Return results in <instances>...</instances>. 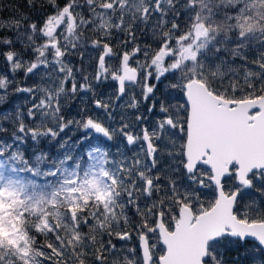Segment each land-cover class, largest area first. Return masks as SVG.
Wrapping results in <instances>:
<instances>
[{
    "label": "snow or ice",
    "instance_id": "6c2138e0",
    "mask_svg": "<svg viewBox=\"0 0 264 264\" xmlns=\"http://www.w3.org/2000/svg\"><path fill=\"white\" fill-rule=\"evenodd\" d=\"M41 9L29 22L13 5L0 19L12 33L0 34V103L27 94L0 113V264H225L224 250L246 244L245 264H264V0H43ZM21 72L39 81L10 94ZM169 77L183 103L156 96ZM109 80L115 91L103 99ZM130 88L139 91L117 121ZM82 96L90 106L68 118ZM149 100L155 121L139 112Z\"/></svg>",
    "mask_w": 264,
    "mask_h": 264
},
{
    "label": "trees",
    "instance_id": "16d2710c",
    "mask_svg": "<svg viewBox=\"0 0 264 264\" xmlns=\"http://www.w3.org/2000/svg\"><path fill=\"white\" fill-rule=\"evenodd\" d=\"M43 0H35V4H36V8L35 9H31L28 8L26 6V0H0V19H4L7 20L9 17H12L14 14L12 12V6L15 5L18 9L19 13H23L25 16L29 17V22H31L32 20H34L38 15L41 14V4H42ZM59 2L61 4H63L64 0H59ZM0 34L2 35H6V36H10L12 35V33L5 29V30H0ZM139 35V34H138ZM121 39L123 37H120ZM143 40H140V43H143ZM6 50V49H4ZM97 53L93 52L91 49H88V52L85 54L84 56V61H85V67L87 68L88 72H94V63H95V58L97 57ZM27 59V57H26ZM249 61H251L252 59H254L253 55H249L248 57ZM71 62L73 64H75L77 67L80 66V58H79V54H77L75 57L71 58ZM89 63L93 64V67H87V65ZM109 63H114L113 60H109ZM237 64H240V61L237 60ZM5 64L2 60V58H0V72H4L5 71ZM9 75V77L11 78L13 76V74L11 73H7ZM39 81V76L36 77H32V78H26L23 73H19V74H15V83L9 87L8 92L11 94L13 93V88L18 86L20 83L23 84L24 87H30L33 84L37 83ZM170 82H174L172 81L171 77H169V79H165L162 80V82L158 85V91L156 92V96L159 99H164V96L162 95V93H165L167 91H171V95L175 96L177 98L175 99H171L168 102L170 104L176 105V104H180L183 103V100L181 98H179V94L177 91L175 90H168L166 89V85H168ZM155 83V82H154ZM71 85L69 84L68 87H70ZM2 91V90H0ZM98 92H102L103 93V99H107L109 97V95L111 93H113L115 91V83L112 82L111 80L105 82L100 88L97 89ZM133 91L138 92V89H132L130 88L128 91V94L125 95L123 97V99L119 100V102L116 104L115 106V112H116V120L119 121L120 120V116L121 113L124 111L123 106L126 104V102L129 99V96L132 95ZM89 96H91V93L88 94ZM27 99V94H22V93H15L14 95H10L9 98L7 100H5L3 103H0V113H8V112H12L15 108L19 107L20 105H22L25 100ZM87 97L82 96L80 100H77L73 103L72 105V110L71 113L69 114L68 118H72V117H76L77 119L79 118L78 116H76V113L78 111V109L80 107H84V106H90L87 104ZM81 100L85 101V104H81ZM152 103L151 100L143 102L139 108V112H142L145 114L146 118L150 117L151 121H155L158 117L153 114V113H147L146 109H145V104L150 105ZM156 110L158 112L159 110V104H157L156 106ZM129 116L133 117L135 114H138L136 110H130L127 113ZM5 126L8 127V123H5ZM114 127H118V124L114 125ZM11 131V128L9 127V132ZM73 135V129H69L67 132V136H72ZM65 136H61L60 140L65 139ZM76 139L79 138V135L77 134ZM90 144H95L97 143V141L95 140H91L88 143H85L83 146H77L79 148V153H82ZM177 143L179 144L180 141H177ZM43 150L47 151L48 149V142L45 140L42 145L40 146ZM22 148L26 151V153L28 155H31V153L33 151L36 150L35 146L33 145V143L31 142V140L29 139V141L22 145ZM115 149H112V151H114ZM51 152L53 154H55L56 152V144L54 143L52 148H51ZM133 219H135V217H133ZM38 241L40 243H43L44 241V237L38 236ZM126 247V248H130L133 247L134 245L132 243L129 244H125V245H121L120 243L117 244V247ZM231 250H224V261L225 264H245V261L242 259V256L245 254V248H250L251 244H246L243 247H239L237 248L235 245L229 246ZM159 253L157 252V255Z\"/></svg>",
    "mask_w": 264,
    "mask_h": 264
},
{
    "label": "flooded vegetation",
    "instance_id": "af4514ba",
    "mask_svg": "<svg viewBox=\"0 0 264 264\" xmlns=\"http://www.w3.org/2000/svg\"><path fill=\"white\" fill-rule=\"evenodd\" d=\"M139 58V57H138ZM133 63H135L134 61H133ZM153 82H155V81H153Z\"/></svg>",
    "mask_w": 264,
    "mask_h": 264
},
{
    "label": "rangeland",
    "instance_id": "374dc122",
    "mask_svg": "<svg viewBox=\"0 0 264 264\" xmlns=\"http://www.w3.org/2000/svg\"><path fill=\"white\" fill-rule=\"evenodd\" d=\"M115 151V150H114ZM153 242H155V241H153Z\"/></svg>",
    "mask_w": 264,
    "mask_h": 264
}]
</instances>
